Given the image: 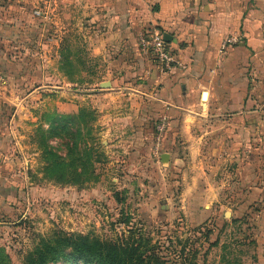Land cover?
Here are the masks:
<instances>
[{
	"label": "rangeland",
	"instance_id": "1",
	"mask_svg": "<svg viewBox=\"0 0 264 264\" xmlns=\"http://www.w3.org/2000/svg\"><path fill=\"white\" fill-rule=\"evenodd\" d=\"M11 2L41 10L53 28L45 60L37 43L0 48L3 60L36 73L28 78L35 92L26 98L14 92L17 79L0 62V104L17 108L13 155L0 162L10 161L24 183L4 191L13 201L0 208V264H29L37 247L70 234L141 242L166 264H264V107L253 135L220 117L195 127L197 142L181 130L172 142L169 121L159 129L162 116L140 127L150 140L137 148L136 127L124 118L130 110L118 111L120 118L111 108L124 97L114 100L104 87L110 84V20L76 25L89 14L76 13L74 0L68 6L67 0ZM161 153L169 158L162 161ZM67 164L75 167L66 170ZM76 170L84 174L75 177Z\"/></svg>",
	"mask_w": 264,
	"mask_h": 264
},
{
	"label": "crops",
	"instance_id": "2",
	"mask_svg": "<svg viewBox=\"0 0 264 264\" xmlns=\"http://www.w3.org/2000/svg\"><path fill=\"white\" fill-rule=\"evenodd\" d=\"M74 1L76 13L89 14L85 19L78 16L76 25L93 26L110 20V98L124 97L122 105L116 103L111 108L120 118L118 111L130 110L124 118L136 127L133 134L137 148L145 147L150 140L149 134L139 131L140 127L145 130L152 120L162 116L174 130L169 133L172 142L179 130L187 141L197 142L195 127L220 117L251 135L258 129L259 109L264 107V0ZM48 19L36 15L32 8L0 0V48L12 43H37L43 47L40 57L47 59L53 28ZM61 23L65 30L68 25ZM152 27L172 36L168 43L185 68L163 74L142 51L140 36ZM2 57L0 49V62ZM4 110L8 112L9 107L1 103L0 158L12 157L14 147L13 120L11 117L8 123L3 122ZM234 138L241 140L237 134ZM1 163L0 208L6 209L13 199L7 198L4 191L18 187L19 173L10 161Z\"/></svg>",
	"mask_w": 264,
	"mask_h": 264
},
{
	"label": "trees",
	"instance_id": "3",
	"mask_svg": "<svg viewBox=\"0 0 264 264\" xmlns=\"http://www.w3.org/2000/svg\"><path fill=\"white\" fill-rule=\"evenodd\" d=\"M12 45L24 47V45L20 43H12ZM2 68L4 69V73L6 72L5 74L14 75L16 77L17 84L15 91L17 93L26 95L32 91L28 78L36 75V73L31 75L29 73L30 71H27L20 61L2 59ZM40 69L41 67H39V71ZM40 75L41 72L40 74H37V77ZM4 104H6V102ZM8 107L9 111L7 112L4 110V114H2L4 123H8L13 115L14 106L8 105ZM84 158H86V163L89 162L87 154ZM84 158L81 156L78 158L80 163L83 162ZM58 161L59 160L54 159L52 168ZM59 164H63V162H60ZM68 165L72 164H67L66 170H68ZM72 166L75 167V165ZM83 174V171L78 172L77 170L73 173L75 177H80ZM18 177L19 182L16 190L17 188L20 189L24 186V183H21V176L18 175ZM65 177L66 173L63 172L61 178L63 179ZM42 245H44V248L39 246L32 254H30L29 264L56 263L59 259L65 260L64 264H68V262L69 264H166L163 255H160L152 249L144 250L141 242H138L137 244H125L124 242L107 243L97 238L91 239L83 234H70L61 235L56 237L53 243L45 242Z\"/></svg>",
	"mask_w": 264,
	"mask_h": 264
},
{
	"label": "built area",
	"instance_id": "4",
	"mask_svg": "<svg viewBox=\"0 0 264 264\" xmlns=\"http://www.w3.org/2000/svg\"><path fill=\"white\" fill-rule=\"evenodd\" d=\"M36 15H41V10H35ZM230 41L234 38H230ZM140 45L144 53L150 54L157 66V69L161 73H168L175 68H185L186 66L176 55L170 44L164 39L163 33L152 27L147 35L145 33L140 36ZM163 123L159 126V129L163 130L167 121V117H163Z\"/></svg>",
	"mask_w": 264,
	"mask_h": 264
},
{
	"label": "water",
	"instance_id": "5",
	"mask_svg": "<svg viewBox=\"0 0 264 264\" xmlns=\"http://www.w3.org/2000/svg\"><path fill=\"white\" fill-rule=\"evenodd\" d=\"M163 36H164V39H165L167 42H168V41L170 42V41L172 40V36H171L169 33H167V32H165V33L163 34ZM108 86H110L109 83H106V84L104 85V87H108ZM168 158H169V154H168V153H163L162 156H161L162 161H166Z\"/></svg>",
	"mask_w": 264,
	"mask_h": 264
}]
</instances>
